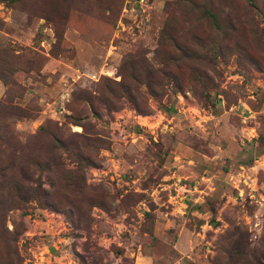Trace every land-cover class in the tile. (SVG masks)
Here are the masks:
<instances>
[{
  "label": "rangeland",
  "instance_id": "obj_1",
  "mask_svg": "<svg viewBox=\"0 0 264 264\" xmlns=\"http://www.w3.org/2000/svg\"><path fill=\"white\" fill-rule=\"evenodd\" d=\"M176 1L0 0V264H264V23Z\"/></svg>",
  "mask_w": 264,
  "mask_h": 264
},
{
  "label": "trees",
  "instance_id": "obj_2",
  "mask_svg": "<svg viewBox=\"0 0 264 264\" xmlns=\"http://www.w3.org/2000/svg\"><path fill=\"white\" fill-rule=\"evenodd\" d=\"M171 6H180L192 10L194 15L200 14V19L195 21L197 25L203 24V16H211L217 29V37L214 41L216 45L215 53L220 56L226 50H231V47H233L232 51L243 50L239 46V38L249 31L253 30L256 34H262L263 32L261 25L264 23V0H199L198 2L195 0H177ZM214 12L216 14H213ZM190 25L192 26V24ZM166 32H168V29L165 30ZM163 46L166 45L163 44ZM87 102L93 104L91 98L87 99ZM0 110L6 112V115L14 120L15 107H7L3 102H0ZM136 111L139 115L149 114L141 113L139 109H136Z\"/></svg>",
  "mask_w": 264,
  "mask_h": 264
},
{
  "label": "crops",
  "instance_id": "obj_3",
  "mask_svg": "<svg viewBox=\"0 0 264 264\" xmlns=\"http://www.w3.org/2000/svg\"><path fill=\"white\" fill-rule=\"evenodd\" d=\"M149 118L150 117H143V116H135V120L137 119V124H139V125H141V124H146L147 122H148V120H149ZM151 122V121H150ZM151 127L153 126V122H152V124L150 125ZM171 129H174L173 127H171ZM183 147V146H182ZM183 148H185L183 151H182V153H180V151H181V148H176V151H175V153H176V158H175V160H177L179 157L181 158V157H186V158H188V163L191 165V166H196V165H198L200 162H201V164L203 165V166H209V163L208 162H212V161H214V160H216V158H217V156H213V157H206V156H204V155H201V154H198V153H196V152H193L190 148H188L187 146H184ZM184 152V153H183ZM174 153V152H173ZM180 153V154H179ZM175 174H173V175H171V176H166L165 177V179L164 180H162L164 183H161L160 185H159V188H161V190L163 191V190H167V189H169L170 188V186H172V185H170L169 183H167V184H165V182H167L166 180H169V179H173V178H175L176 179V181H171V182H173V184L174 185H177V186H179V184H177L178 182H180L181 183V181H182V177L180 176V174H179V171H175L174 172ZM212 173H211V171H210V168H205L204 170H203V172H199V175L200 176H202V178H201V180H203V179H205V178H209L210 177V175H211ZM187 175V174H186ZM198 182V181H197ZM173 185V186H174ZM161 186H163V187H161ZM182 187V186H181ZM157 204H159V205H161L160 203H157Z\"/></svg>",
  "mask_w": 264,
  "mask_h": 264
},
{
  "label": "built area",
  "instance_id": "obj_4",
  "mask_svg": "<svg viewBox=\"0 0 264 264\" xmlns=\"http://www.w3.org/2000/svg\"><path fill=\"white\" fill-rule=\"evenodd\" d=\"M193 108V106L192 105H189V104H187L186 103V110H188L189 112H191V109ZM149 117V116H148ZM146 118V117H145ZM152 124V121L150 122V121H148L146 124H141L140 126H142V127H144V128H148V129H153L154 127H151L150 125ZM108 163H109V166L112 168V169H110V170H108V171H103V173H106L107 175L109 174V173H111V174H116L115 172V166L113 165L114 164V160L113 159H109L108 160ZM29 220L33 223V224H35V223H37V218H32V217H30L29 218ZM26 235L29 237L30 235H31V232L30 231H28L27 233H26Z\"/></svg>",
  "mask_w": 264,
  "mask_h": 264
}]
</instances>
